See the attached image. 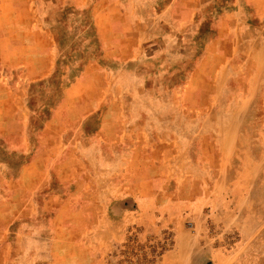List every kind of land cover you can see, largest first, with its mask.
<instances>
[{
    "label": "rangeland",
    "instance_id": "1",
    "mask_svg": "<svg viewBox=\"0 0 264 264\" xmlns=\"http://www.w3.org/2000/svg\"><path fill=\"white\" fill-rule=\"evenodd\" d=\"M96 1L0 0V30L43 37L0 58V264H264V0H215L181 54L125 63Z\"/></svg>",
    "mask_w": 264,
    "mask_h": 264
},
{
    "label": "crops",
    "instance_id": "2",
    "mask_svg": "<svg viewBox=\"0 0 264 264\" xmlns=\"http://www.w3.org/2000/svg\"><path fill=\"white\" fill-rule=\"evenodd\" d=\"M149 1L150 0H97L95 2L94 7L98 13L93 16L92 22L97 38L101 42V54L103 56L104 53H106V55H114L116 53L120 57H123L122 59H124L125 63L130 61L134 62L141 54L146 56L157 53L160 56H166L165 60H167V55H177L183 52L179 50L180 48L183 50V48L182 46H178L176 40L184 37V24L193 23L195 20L197 21L195 15H197L199 19V17L204 14L207 18H201L200 23L207 24L209 22V15L216 8L215 0H211L212 2L210 0H169L165 2L160 9L155 10V8L159 6V4H156V7L153 6L150 10L151 5ZM156 1L159 2V0ZM106 6L110 8L108 12L104 9ZM123 7H127V9ZM119 8L122 9L120 10ZM141 8H147L149 10L148 12L143 11L147 13L146 15L139 12ZM110 11H113L114 14H111ZM122 12L124 14H122ZM16 19L17 20L13 21L15 22V26H9L10 22L5 25V30H0V58L5 64H8L9 61H16L17 63L23 61L20 54L22 55L23 53L25 46L24 42H17L11 45L12 41L21 37H25L24 39L29 40L33 39V37L37 39L43 38L40 35L37 36L38 32L30 31L29 33H25L22 31L24 28L21 25L24 24L23 21L26 19L25 17L20 16ZM17 21L20 22V25L16 23ZM160 21H173V23H175V31L173 33L168 32V29L164 26H157L155 28V23H159ZM97 24H99V26H97ZM46 32H48L47 35L49 36V31ZM116 37L118 41L111 43V45L112 47H118V50L116 52L107 51L110 45L107 40L116 39ZM13 55H15V60ZM122 59L120 58V60ZM142 63H146V61ZM34 69L36 72H42L44 70V64L38 62ZM86 94L88 95V93ZM3 95L7 97L8 93L6 94L5 92ZM87 95L83 92V103L85 102V104H88L89 102H94V100ZM3 101L7 102V100L0 99V110L6 111L7 108L2 105ZM3 117H7V114L3 115ZM3 215L4 220L0 222V245H2L6 239L8 228L7 212H3ZM4 248L7 250V246ZM7 257V254H5L3 256V261H6Z\"/></svg>",
    "mask_w": 264,
    "mask_h": 264
},
{
    "label": "bare ground",
    "instance_id": "3",
    "mask_svg": "<svg viewBox=\"0 0 264 264\" xmlns=\"http://www.w3.org/2000/svg\"><path fill=\"white\" fill-rule=\"evenodd\" d=\"M229 76H230V81L232 83L233 82H236V80L234 79V77H231L232 76V73H231V75L230 74L228 75V78H229ZM234 96H235L234 94L230 95V97L228 99V102L225 104V110H224V115L225 116L223 115L222 118L221 117H218V116H214L213 125H214L215 134H217V135H221V134H225V133L227 134L230 130L233 131L232 127H230V124H233V123H231L232 119L230 118L231 117L230 116V110H231V108H230L231 106L230 105L232 104L231 101L233 100V97ZM228 118H230V119H228Z\"/></svg>",
    "mask_w": 264,
    "mask_h": 264
}]
</instances>
